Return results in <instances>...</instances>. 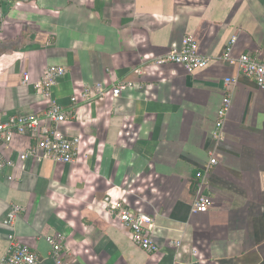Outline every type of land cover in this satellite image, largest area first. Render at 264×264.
<instances>
[{"label": "crops", "instance_id": "obj_1", "mask_svg": "<svg viewBox=\"0 0 264 264\" xmlns=\"http://www.w3.org/2000/svg\"><path fill=\"white\" fill-rule=\"evenodd\" d=\"M188 35L211 57L206 67L155 62ZM234 38V58L264 56V0H0V123L42 113L44 98L23 75L33 82L63 65L54 89L69 113L62 129L81 137L72 163L29 157L0 171V260L13 232L42 264H56L46 240L54 234L69 264H264V89L221 59ZM229 76L239 80L217 142ZM97 83L106 94L85 101L84 85ZM32 142L17 134L10 150L0 137L9 157ZM211 153L212 203L195 213ZM110 199L154 217L158 252L133 240ZM13 204L24 210L8 227Z\"/></svg>", "mask_w": 264, "mask_h": 264}, {"label": "built area", "instance_id": "obj_2", "mask_svg": "<svg viewBox=\"0 0 264 264\" xmlns=\"http://www.w3.org/2000/svg\"><path fill=\"white\" fill-rule=\"evenodd\" d=\"M235 40L236 38L232 40V44L227 47L221 59L235 64L241 75L254 80L260 88L264 89V56L259 57L250 53H243L234 58L232 51ZM210 61L211 57L203 55L200 52L198 41L189 35L184 37L180 47L172 48L155 60L160 65L167 63L183 65L189 71L204 68ZM67 72V67L52 64L45 68L39 80L31 82L28 73L23 75V83H31L35 91L42 94L46 105L42 113H14L0 123L1 140L10 150L14 149L11 143L17 134L26 135L33 141L26 150L16 151L14 154L16 158L14 155H12L14 158L6 156L0 146V171L5 167L14 166L17 161H23L29 157L37 160L49 159L55 163L66 164L76 161L81 145V137L65 134L62 128L68 121L69 113L54 92L55 87ZM238 80V76L225 78V98L219 109L213 132V138L217 142L223 141L225 138V127L233 101L232 88L238 83ZM126 86V82L115 85L112 88L113 95L119 96ZM92 90L95 94L104 96L107 87L102 83L95 84L93 88L84 85L82 97L85 101L93 98ZM77 99L74 95L71 97L73 103H76ZM217 163V158L211 153L209 162L197 174L200 185L197 199L192 208L195 213L207 212L212 203L209 192L204 191V185L207 184V175ZM9 179H13V176H9ZM107 207L117 220L131 230L133 240L143 250L150 253L160 250V244L155 239L157 224L152 215L145 211L133 209L120 199L108 200ZM22 210L24 208L21 205H11L4 219V224L13 227ZM9 239V247L3 259L0 260V264H42L41 256L31 246L21 242L13 232L9 234ZM46 240L51 245L50 256L54 262L56 264H69L63 252V235H48ZM172 244L178 247L182 245L181 241H173Z\"/></svg>", "mask_w": 264, "mask_h": 264}]
</instances>
